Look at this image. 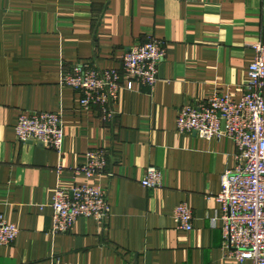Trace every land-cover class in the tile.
I'll return each instance as SVG.
<instances>
[{
  "label": "crops",
  "instance_id": "0c3cea01",
  "mask_svg": "<svg viewBox=\"0 0 264 264\" xmlns=\"http://www.w3.org/2000/svg\"><path fill=\"white\" fill-rule=\"evenodd\" d=\"M151 36L167 48L159 81L124 89L114 122L62 85L81 63L121 69L124 53ZM259 41L264 0H0V216L20 230L0 246V264H239L224 249L216 201L238 148L180 134L177 118L216 92L240 100ZM35 112L62 116V154L17 141L20 116ZM91 149L108 154L91 183L106 192L110 218L105 227L80 218L53 234L58 181L85 183L73 170ZM151 167L163 171L162 189L141 184ZM182 203L193 210L192 232L176 224Z\"/></svg>",
  "mask_w": 264,
  "mask_h": 264
},
{
  "label": "built area",
  "instance_id": "2783aa9c",
  "mask_svg": "<svg viewBox=\"0 0 264 264\" xmlns=\"http://www.w3.org/2000/svg\"><path fill=\"white\" fill-rule=\"evenodd\" d=\"M253 51L254 60L240 100L229 93L216 92L204 103L183 106L177 118L180 134H194L209 141L228 138L238 148L237 166L222 176L221 193L216 201L222 206L224 249L227 257L239 264H264L263 42L256 43ZM166 55V44L151 36L147 42L135 44L124 53L121 69L107 70L91 62L81 63L64 72L61 83L81 96V108H99L103 121L112 123L116 117L113 107L119 102L122 91L132 90L136 83L154 88ZM65 137L60 114H22L16 126L18 142H36L59 154H62ZM107 165V152L91 149L85 162L73 170L76 177L86 179L85 183L66 185L59 179L51 202L53 234L71 232L80 218H91L106 226L111 215L107 194L91 181L103 175ZM57 172L60 176L63 169ZM141 184L149 190L162 189L163 171L148 168ZM174 216L179 229L193 231L194 214L187 203L180 204ZM19 233L16 225L0 216V246H12ZM53 261V264H70L59 258Z\"/></svg>",
  "mask_w": 264,
  "mask_h": 264
},
{
  "label": "water",
  "instance_id": "95a60500",
  "mask_svg": "<svg viewBox=\"0 0 264 264\" xmlns=\"http://www.w3.org/2000/svg\"><path fill=\"white\" fill-rule=\"evenodd\" d=\"M223 126L225 127V124H223Z\"/></svg>",
  "mask_w": 264,
  "mask_h": 264
}]
</instances>
